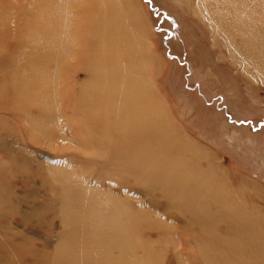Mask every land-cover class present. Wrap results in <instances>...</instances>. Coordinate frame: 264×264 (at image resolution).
I'll return each instance as SVG.
<instances>
[{
    "label": "rangeland",
    "instance_id": "374dc122",
    "mask_svg": "<svg viewBox=\"0 0 264 264\" xmlns=\"http://www.w3.org/2000/svg\"><path fill=\"white\" fill-rule=\"evenodd\" d=\"M215 1L0 0V264H264V74Z\"/></svg>",
    "mask_w": 264,
    "mask_h": 264
},
{
    "label": "bare ground",
    "instance_id": "6f19581e",
    "mask_svg": "<svg viewBox=\"0 0 264 264\" xmlns=\"http://www.w3.org/2000/svg\"><path fill=\"white\" fill-rule=\"evenodd\" d=\"M203 9L209 15L210 14H220V16H219L220 19L218 20L219 21L218 24H219V26L221 25L222 27L226 26L228 21H231L232 19H234V20L237 18L240 19L238 23L232 24L234 27L238 28L239 30H243V29L246 30V32L244 31L241 33L240 44H242L243 47L245 46L243 49L244 51L252 49L251 51L245 52V53L252 56V58L250 60H252V62L255 64L254 66L257 67V71L259 70L260 72H263V74H264V0H220L219 2H216V1L213 3L211 2L208 5L203 4ZM210 16H212V15H210ZM224 17H227V18L225 19ZM31 33H37V32L34 31ZM31 33H30V35H32ZM106 35L109 36V34H106ZM62 38H63L62 39L63 42H66L65 38L64 37H62ZM107 40L110 41V39L108 37H105V43L107 42ZM251 41L254 44L251 43ZM111 42H112V40H111ZM23 45H24V47L31 46L32 45L31 38H28L26 41H24ZM61 50L64 51L65 53H67V51L65 49H61ZM21 53H25V51L23 50V51H21ZM111 58L114 60L113 56H111ZM56 65H57V67L59 66V64H56ZM97 69L99 70L100 67H98ZM100 78L101 77H97L96 79L99 80ZM29 80H35L36 81L38 79L35 77H32ZM113 80H116L115 76H113ZM132 80H135V79L132 78ZM136 80H140V79L136 78ZM33 82L34 81L27 82L26 85L31 86ZM123 90H125V88H123ZM27 93L31 94V91L27 90ZM127 95L129 97L128 98L129 101L130 100H136V99H137V101H139L138 107L132 106L131 108H129L130 110H132L134 112V114L137 111V115L135 114L133 117H130L132 119V122L134 119L137 128L138 127H142V128L144 127L145 130H150L151 132L155 133L154 129H156V127L152 126V123H150L148 125L147 122L143 121V117L146 115V113H144V116L140 115V113H143L141 111L144 110V108L142 106H141V108H139V104L142 105L143 101H145V100L148 101L146 107L148 108V112H149L150 106L152 105V103L150 102V98L142 92V86H141L139 81L136 85L135 84L130 85V88L127 91ZM127 105H129L128 102H127ZM157 139L158 138H156V140ZM191 197H194V193L191 194ZM107 202L109 203L108 200H107ZM73 230H74V228H73ZM242 230L243 229H241V233H242ZM82 233H83V238H81V240H79L80 242L77 243L79 245V247L80 246L82 247L84 241H87V238H86V237H88L87 234L89 235V237L92 241L91 244H89V248L90 247H93V248L99 247L100 243L97 241H94V235H93V233H91V231H89V230H87V228H85L84 230H82ZM94 233L96 235H98L97 230H95ZM108 236L110 238L109 239L110 242L107 241V243L104 244V246L100 250H102V253H104V255L106 254V255L110 256L112 261H116V263H118L119 260H117L116 258L120 259L121 257H123V254L125 255V251L122 249L123 246H119L114 242L113 239H115V238L113 237L112 233H110ZM241 251L242 252L245 251V250L243 251V247H241ZM99 253H100V251H99ZM77 256L78 255H75L74 257L68 258L67 264H69V262L71 264H77L76 263V260L78 258Z\"/></svg>",
    "mask_w": 264,
    "mask_h": 264
}]
</instances>
